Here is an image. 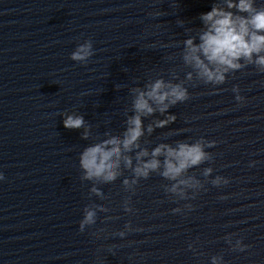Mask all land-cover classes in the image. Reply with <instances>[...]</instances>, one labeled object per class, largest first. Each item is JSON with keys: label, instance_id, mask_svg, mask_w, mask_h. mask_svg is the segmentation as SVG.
Here are the masks:
<instances>
[{"label": "clouds", "instance_id": "clouds-1", "mask_svg": "<svg viewBox=\"0 0 264 264\" xmlns=\"http://www.w3.org/2000/svg\"><path fill=\"white\" fill-rule=\"evenodd\" d=\"M199 19L203 28L197 36H190L183 41L182 60L200 80L205 84L222 85L226 82L227 74L249 65L264 73V6L257 7L256 0H216L211 10L202 13ZM93 54L92 42L87 40L77 46L70 58L83 63ZM192 76L193 73L189 72L187 79L191 80ZM130 91L135 94L132 102L134 114L126 119L125 129L121 134L106 132V138L84 148L79 156L82 179L112 183L122 174L123 165V169L131 170L132 173L131 179L125 178L122 181L126 190L156 173L170 182V185H165L167 195L179 200L188 199V190H197L203 185L194 175L187 173L209 160L210 154L206 147L213 146L215 142H210L207 146L202 138L191 143L178 141L175 146L162 142L150 153L147 148L142 149L139 143L145 134L142 117L151 116L157 111L164 114L176 104L187 101L190 98L188 89L182 83L156 79L143 90L132 88ZM233 91L238 93V86H234ZM236 99L242 101L244 97L237 95ZM175 120L176 116L170 114L163 120L149 124L146 131L151 135L154 129L164 128ZM63 125L67 129H80L85 127V120L82 115L67 114ZM88 137L89 130L85 128L82 138ZM134 151L135 164L129 155ZM211 171V168L204 169V175H210ZM4 178L0 173V180ZM222 179L217 176L212 181L213 185L219 186ZM223 182L229 183L227 179H223ZM90 192L103 198L102 191L95 186ZM186 207L190 210L193 208L192 205ZM96 209L107 211L100 205H96ZM96 209H84L83 219L79 224L81 232L86 226L96 223ZM124 210L131 211L127 206ZM179 211V208L173 209L174 213ZM119 235L123 237L125 233L120 232ZM245 247L241 240H237L234 249L243 251ZM216 260L214 257L213 264H216Z\"/></svg>", "mask_w": 264, "mask_h": 264}]
</instances>
